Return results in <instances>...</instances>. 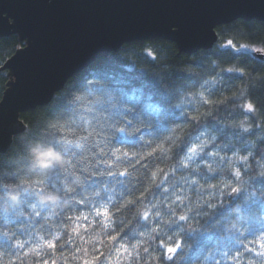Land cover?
<instances>
[{"label": "snow or ice", "instance_id": "6c2138e0", "mask_svg": "<svg viewBox=\"0 0 264 264\" xmlns=\"http://www.w3.org/2000/svg\"><path fill=\"white\" fill-rule=\"evenodd\" d=\"M214 23L173 19L166 26L177 35L193 28L208 34ZM221 48L230 51L233 59L264 64V41L255 46L228 40L209 49L221 54ZM142 51L151 61L169 57L163 49ZM112 65L109 61L86 71L70 87L63 84L48 103L56 102L51 109L56 119L48 123L42 140L65 157L63 167L29 171L26 154L19 162L0 159V179L23 186L22 205H13L11 211L0 209V221L14 222L16 229L0 231L8 244L0 250V264L5 260L7 264H57L44 259L47 253L41 250L58 251L75 238L83 240L84 232L97 227L108 229L107 240L115 243L128 234L121 235L125 222L117 223L128 212H134L137 223L144 222V231L133 233L141 239L131 249L124 243L115 249L128 255L129 264L137 260L141 264H178L181 260L199 264L201 257L188 253L192 244L199 249L206 232L217 238L215 251L220 253V260L208 254L211 264H264V102L259 107L250 100L241 103L237 114L235 96L226 94L231 91L229 82L243 79L245 70L210 62L196 68L199 72L184 69L189 75L178 78L179 87L162 86L147 76L129 94V81L116 75ZM260 80L264 86V77ZM201 108L206 110L202 113ZM162 129L165 134L158 136ZM129 138H134L132 148L139 142L148 150L130 151L125 147ZM54 155L40 150L38 158L47 163ZM149 161L156 163L150 167ZM160 163L166 166L158 167ZM141 170L142 175L134 177ZM77 179L75 189L69 188ZM113 185L122 189L119 199ZM8 188L7 182L0 183V193ZM52 192L71 203L67 207L43 205L37 198V194ZM226 201L233 207L225 208ZM81 208L88 209L87 214ZM219 209H225L220 212L222 220L215 216ZM202 215L207 217L205 224L188 227ZM237 217L246 220L247 227L234 223ZM153 241L158 255L151 251ZM103 255L100 252L83 264H98Z\"/></svg>", "mask_w": 264, "mask_h": 264}, {"label": "water", "instance_id": "95a60500", "mask_svg": "<svg viewBox=\"0 0 264 264\" xmlns=\"http://www.w3.org/2000/svg\"><path fill=\"white\" fill-rule=\"evenodd\" d=\"M173 19L215 21L177 35ZM242 19L264 22V0H0V37L17 34L24 46L2 66L9 81L0 101V151L26 130L21 114L48 105L53 93L98 59L148 38L191 55L213 48L216 28ZM58 93V92H57Z\"/></svg>", "mask_w": 264, "mask_h": 264}, {"label": "trees", "instance_id": "16d2710c", "mask_svg": "<svg viewBox=\"0 0 264 264\" xmlns=\"http://www.w3.org/2000/svg\"><path fill=\"white\" fill-rule=\"evenodd\" d=\"M218 34V42L212 49H216L220 45H226L228 40H232L234 43L239 45L240 43H250L255 46H261V42L264 41V22L258 20L246 21L242 19L235 20L228 24L220 25L216 28ZM24 46V43L20 41L19 36L17 34H11L8 36L0 37V101L3 97V94L7 88V83L9 81L8 71L2 70V66L5 62L15 54V52ZM148 48L150 50L155 51L156 49H163L165 52L169 54L170 62L175 66L176 69H196L194 65L186 64L185 61H189L194 59L192 55H187L183 53H179L178 48L175 43L164 40V39H149L144 41H135L131 43L124 44L117 51L112 52L107 58L98 59L94 63H92L87 69L82 72L71 77L66 86L75 85L82 75L99 65H103L109 61L113 62L112 68L116 75H121L125 77L129 83L127 84V88L129 90V94H131V90L140 87L142 83V78L147 79V76L141 74L139 71H135L134 68L128 67L130 63H135L140 67H149L150 66V57L147 55V52L142 51V49ZM125 49H134L135 55L132 57V62L127 60H117L115 57L117 53L125 52ZM205 50H200L199 52H203ZM218 56L214 57V59L221 63L224 67H241L245 70V76L243 79H234L230 81L231 91L226 93L227 95H234V107L237 114H239L240 109L238 107L239 104L245 103L247 101H251L256 104L258 107L260 103L264 102V86H261V77H264V64L260 61H252V60H237L233 59L230 51L221 48ZM207 66V65H206ZM199 72V69H196ZM57 96H60L61 93H57ZM56 102L52 104H48L43 107H38L33 111H29L21 114V119L26 125V130L16 135L13 138V142L9 148V150L2 156L0 159L9 161V162H19L23 158L25 153V146L29 140L37 139L41 135L46 134V128L49 122H52L56 119L55 116L52 115L51 109L55 106ZM195 104V102H194ZM188 111H192V106H187ZM206 109L201 108L200 111L203 113ZM179 111V110H177ZM243 118V117H240ZM175 119L179 122L181 117L177 115ZM175 125H170V127H174ZM166 130L162 129L159 135L165 134ZM134 138H129V142L125 145L130 151H147L148 149L143 148V146L136 142V147H131V142ZM156 162L149 161V166L152 167ZM20 166H23L22 164ZM158 167H165L166 164L160 163L157 164ZM155 170V169H154ZM142 170L140 172L134 173L135 176H141ZM123 179V178H122ZM116 189V197L119 199V194L122 191L119 185H113ZM131 187V186H130ZM156 197L160 198L159 191L156 192ZM152 197L150 196L149 199ZM81 212L87 214L88 209L81 208ZM91 219V218H90ZM120 221L125 222V226L121 229V235L126 231L128 234L123 235V238L113 243L107 240L108 229L101 230L99 227L95 229V231H87L84 232V238L81 240L80 238H75L73 240V244L68 245L65 248H61L58 251L50 250V249H42V254L44 255V259L56 260L57 264H83L84 260L92 259L93 257L99 256L100 252H103L104 255L100 256L98 260V264H129V257L123 251L117 253L115 249L119 248L121 243L127 244L131 249L132 245L136 244L140 237H133V233L144 231L142 224L144 223L142 220L137 223L134 219V212H128L124 215L120 216L117 223ZM10 230L15 229L14 222L5 223L0 221V231L8 232ZM45 238H49L46 233H42ZM69 235L74 236L73 233L69 232ZM251 238V237H249ZM7 238L0 236V250L7 249L8 244L5 243ZM202 244L197 249L195 244H192V251L188 253V255H192L193 252L196 253L197 256L201 257L199 264H211V260H207V256L209 253H212L217 260H220V253L215 251L217 238L213 236L212 233H204L203 236L200 237ZM104 241V243H101ZM34 243L38 242L33 241ZM63 241H61L62 243ZM191 243V241H189ZM247 244V241L245 242ZM237 248H240L243 251V248L240 245H236ZM77 249H83V251H77ZM25 249L24 251H26ZM99 250V251H97ZM151 251L154 254H159V249L157 244L153 241L151 243ZM142 256L147 258V254L141 253ZM248 257L252 256V253L246 254ZM37 261L40 260V257L35 258ZM186 259V257H185ZM5 264H7L5 260ZM27 264V261H26ZM137 264H141L139 260H137ZM178 264H183V261H178ZM196 264V262H195Z\"/></svg>", "mask_w": 264, "mask_h": 264}, {"label": "clouds", "instance_id": "9594fccd", "mask_svg": "<svg viewBox=\"0 0 264 264\" xmlns=\"http://www.w3.org/2000/svg\"><path fill=\"white\" fill-rule=\"evenodd\" d=\"M135 55L134 49L127 50V54L117 53V60H127L132 62V57ZM194 59L185 61L186 64L194 65L195 68H200L201 66H206L210 62H215L214 57L219 54L214 52L211 49H207L203 52H197L191 54ZM135 64V63H134ZM135 71H139L141 74H144L157 82H159L162 86H166L169 88L179 87V77L187 76L189 73L184 71V69H176L175 66L170 62V57L166 60H162L161 62L150 61L149 67H140L135 64ZM192 75H196V73H192ZM47 135L43 134L37 139L29 140L25 146L26 155L30 158L29 171L40 170L41 172H51L57 166L63 167L66 163L65 157L57 152L55 148H53L50 144L45 146L42 137ZM40 150L43 151H51L53 152L54 159L47 161V163H42L38 158V153ZM7 182L9 184L8 191L6 193H0V209L5 211H11L12 206H21L22 205V192L23 186L18 185L17 183H13L11 181H4L0 179V183ZM79 179L74 180L72 183L68 185L69 188L75 189L78 185ZM28 187H31L29 185ZM37 198L41 201L43 205H53L57 207H67L68 204L71 203L70 200L62 197L59 193H48V194H37ZM235 199V198H233ZM233 207L232 204H225V208ZM225 209H219L216 211L215 216L217 220H222L224 217L220 216V212H223ZM207 221V217L202 215L201 218L195 222H190L188 227H197L199 228ZM234 223L243 224L244 227H247L246 220H240L238 217L233 221ZM195 264V262H193Z\"/></svg>", "mask_w": 264, "mask_h": 264}]
</instances>
